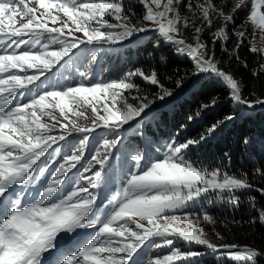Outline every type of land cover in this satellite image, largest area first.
<instances>
[{"label":"snow or ice","instance_id":"1","mask_svg":"<svg viewBox=\"0 0 264 264\" xmlns=\"http://www.w3.org/2000/svg\"><path fill=\"white\" fill-rule=\"evenodd\" d=\"M143 3L142 19L133 23L134 13L126 10L123 0H0V264H43L44 255L53 251L58 253L56 264H130L145 243L154 238H160L161 242L152 246L169 248V254L149 257L145 264H182L202 255L174 247L177 240L206 246L237 264H255L262 255L251 246L212 242L200 224L201 219L214 224L213 217L207 212L183 211L189 202L208 192H218L238 206L237 193L253 188L247 174L204 167L186 157L185 150L200 143L206 135L170 142L162 155L143 166L145 157L137 152L132 157L136 170L117 192L122 193L120 199L114 195L108 200L112 207L104 219L90 218L101 209L97 207V196L79 180L97 187L110 164L112 149L119 143V137L104 139L103 151L97 150L84 164L92 132L96 129L118 132L150 107L152 101L144 102L146 97L134 96L133 99L139 100L134 105L123 95L124 91L139 92L140 85L133 78L158 86L163 93L158 99L171 96L172 92L160 82L155 69L145 71L139 67L108 81L88 83L86 73H79L82 79L75 84L52 83L57 76L63 77L81 45L116 44L138 33L157 31L173 42L179 53L192 59L194 75L214 74L229 89L230 98L237 105L251 108L264 104V99L243 97L241 82L221 69L215 60V44L229 40L226 25L234 22L235 11L246 6V0H238L232 14L225 15L223 9L217 11L225 26L213 33L211 50L202 39L204 27L181 17L180 10L174 7L183 0H143ZM187 7L192 9V3ZM195 9L201 14L202 25L213 26L212 12L216 9L213 0L197 3ZM262 9L264 0H251L247 19L254 29L264 32ZM105 17L114 18L115 22ZM181 25L193 28L194 43L178 38ZM75 33H83V38ZM235 35L241 38L233 50L239 58L246 33ZM250 51L264 53V49L254 44L250 45ZM259 70L264 71V63ZM182 82L177 81L178 86ZM216 103L213 98L200 109ZM199 114L198 111L196 115ZM45 117L52 123L46 122ZM81 118L90 119L91 125L82 126ZM222 123L211 124L206 133L213 134ZM54 130L57 135H53ZM74 133L82 134V139L71 141ZM256 172L264 177V168H257ZM41 180L38 198L21 206L15 186ZM256 190L264 194V188ZM250 206L256 208L255 197ZM257 219L264 224V209L259 210ZM84 228L96 229L90 243L72 252L61 247L62 236L70 237ZM215 235L224 239L219 232Z\"/></svg>","mask_w":264,"mask_h":264},{"label":"trees","instance_id":"2","mask_svg":"<svg viewBox=\"0 0 264 264\" xmlns=\"http://www.w3.org/2000/svg\"><path fill=\"white\" fill-rule=\"evenodd\" d=\"M217 6L219 0H214ZM225 10L230 6L224 5ZM134 8V7H132ZM134 13L141 15L142 8ZM250 13V7L239 9L234 13V23L243 24ZM141 45L135 48H128L127 53H133L134 61L128 66L126 61L121 58L111 60L110 66H95L89 75L94 74V81L101 79H115L117 75L126 73L139 67L145 71L155 69L161 82L171 87L172 91L179 90L180 94L175 96V100L167 105L162 114L153 113L150 118L145 119L139 124L138 128L143 127L142 133L137 134L131 139V135L126 136V141L120 147L136 149L142 151V141L144 138L146 146L152 157L160 155L163 150L159 147L161 140L170 142H184L187 139H199L201 135L206 138L200 143L189 146L185 150L186 157L197 164L215 168L221 167L230 173L241 175L247 174L249 182L253 185L252 189L244 191L240 196V203L234 206V220H229L228 213L224 219L226 221L222 226L228 240L234 239L251 244L259 249H264V224L257 219L258 212L264 209V194L257 191V188H264V177L257 174V168H264V106L253 110L245 106L238 105L230 98L229 89L214 75L207 74L201 78L193 79L194 64L187 57H182L176 53L170 43L152 33ZM229 50H234L236 44L229 40L226 44ZM248 46L241 45L239 56L242 61L248 65L243 66L236 62L234 58L228 60L223 70L233 74L234 78L242 84V95L252 91L253 86H262V74L251 72L259 61L256 53H252ZM218 50H216V55ZM218 58V57H216ZM127 65V66H118ZM82 67V66H81ZM128 68V69H127ZM103 73L105 75H103ZM107 75V76H106ZM192 78L190 82H185ZM183 81L184 85L178 86L177 81ZM137 84L142 87V91L148 95L157 90L156 85L137 80ZM180 96V97H178ZM216 98L215 106L201 110L202 104H207L211 99ZM165 107V106H162ZM161 107V108H162ZM254 108V107H253ZM200 112L199 116L196 115ZM232 116L228 120L226 117ZM189 117H194L189 119ZM223 121L220 127L208 135L206 130L211 124ZM82 135L75 137L73 141L78 142ZM167 141L166 143H170ZM101 140L95 139L92 142L93 148L101 147ZM133 148H132V147ZM255 197L256 208L250 206L252 198ZM222 215V214H221ZM256 220L255 223L250 221ZM235 221V222H233ZM255 264H264V258L255 262Z\"/></svg>","mask_w":264,"mask_h":264},{"label":"rangeland","instance_id":"3","mask_svg":"<svg viewBox=\"0 0 264 264\" xmlns=\"http://www.w3.org/2000/svg\"><path fill=\"white\" fill-rule=\"evenodd\" d=\"M125 6H126V10H130L132 13L133 10L135 12H137V10L139 8H142L143 13L141 15L134 13L135 18L133 19V23L137 22L138 20L142 19V16L145 12V6L143 3V0H123ZM191 2L193 5L192 9H189L187 7V4ZM204 2V0H183V3L181 4H175L174 7L178 8L180 10V15L181 17H188L190 20H194L195 24L197 26H203L204 27V31L202 33V39L207 42V44L209 45V48L211 50L212 48V41H213V33L216 32L217 30H219L221 27L225 26V22L221 19L218 18L217 16V11L219 9H223L225 15H229L232 14V10L235 7V4L238 3V0H219L220 5L217 6L213 0V3L216 5V9L213 10L212 12V18H213V26L208 27L206 24L202 25V17L201 14L196 11L195 9V5L197 3H201ZM250 3L251 0H246V6H242L239 9H246L247 6L250 7ZM224 5H228V7L230 6L229 10H225L224 9ZM134 7V8H132ZM238 9V10H239ZM236 10V11H238ZM235 11V12H236ZM262 11H264V9H262ZM249 16V15H248ZM247 16V17H248ZM243 22V24H239L238 27L235 25V23H228L226 25V30L229 34V40H231V42L233 44H236L240 41V37H238L237 35H235V33L238 32H245L246 36L244 38V42L242 43V45L248 46L247 48L250 49V45L254 44L257 48L259 49H264V32H261L260 29L256 28L254 29L253 26L251 25V22L247 19ZM106 19H109L110 22H115L114 18H110V17H105ZM51 26V25H50ZM59 26V25H57ZM152 33H157L158 36L164 38L163 36H161V34L157 31H147V32H143V33H138L133 35L132 37L116 43V44H97V45H81L79 51L77 52L78 57L85 59L82 60L83 65L85 67H82L83 70L79 73H86V79L88 83H93V82H97V81H93L91 79H88L90 77V75L88 73L91 72L92 69L95 68V66L99 65V66H110L111 65V60H114L116 58H121V60L126 61L128 66H131V62H133L134 60L132 58H134V54L133 53H127L126 50L128 48H135L139 45L142 44V42H144L145 40H147L146 38H148V36H150ZM76 36H79L81 38H83V33H75ZM194 30L192 27H188V28H184L181 25V31L178 35V38H183L186 42L188 43H194ZM165 41H167L168 43H170L172 45V47L174 48V50L176 51V53L182 57H187L189 58V60L193 63L192 59L187 56L186 54H181L179 53L176 48L177 46L173 43L170 42L166 39H164ZM223 41V40H219L216 44H215V55H216V50H218V54L215 57V60L218 62V66L223 69L222 66L225 65V63L228 60H231V58H234V60H236V62H240L241 57L239 56V58H237L236 55H234V51L229 50V48L226 46L227 42L229 41ZM76 54V55H77ZM211 54V51L209 52V55ZM259 57V61L258 64L251 69V72H253L255 75L256 73H261L262 74V86L257 87V84H255L253 86V89L250 93L248 94H243V97L249 99V100H258V99H264V71H260L259 70V66L260 64L264 63V53L261 52H257L256 53ZM94 57V59H93ZM74 59H73V63H74ZM71 63L68 68L66 70H64V74L63 77H61V82L58 83L57 78L52 81V83H58L59 85H65V84H69L67 82L70 81V79H74V83L79 82L82 77L79 75V73H76V77L75 74L73 72V66H76L75 69L78 72V64L77 62H75V64ZM243 66L248 65L245 61L240 62ZM121 63H118V66H127V65H120ZM194 64V63H193ZM128 69V68H127ZM195 69L193 70V79L195 78H201L204 77L207 74H211V73H204V74H199V75H194ZM125 74V73H123ZM123 74L117 75L115 79L121 78ZM103 75H105L103 73ZM107 76V75H106ZM192 78H189L185 84L187 82H190L192 80ZM43 79V78H42ZM134 82L137 83V80H141V78L139 77H135L133 78ZM104 81H108L111 79H101ZM145 82V81H144ZM161 82V81H160ZM148 83V82H146ZM165 88L169 89L172 92L171 96H165L164 99H158L157 97L160 95H163V93L161 92V90L158 89L154 90L152 92H150L148 95H146L143 91H142V87H140L139 92H136L135 90L129 92V91H124L123 95L126 96L128 98V102L132 103L134 105L139 103V100L133 99L134 96H139L140 98H144L146 97L147 99L144 102H148V101H152L150 107L148 109L145 110V112L140 116L137 117L134 121L130 122L129 125H125L122 129H120L118 132H112L109 131L108 129H96L94 132H92L89 141H88V146L86 148L85 153L86 155V159L84 160V164L87 163L88 160L91 159L92 155L95 154V152L97 150L99 151H103L102 147H98V148H92V146L90 147V150H88L89 146H90V139H95V138H99L101 141H103L104 139H116L119 137V143L117 144L116 148L112 149V153L113 156L110 160V164L108 167H106V173L104 174V189H105V193L102 197H98L94 191V188L88 183V181L86 180H79V183L82 184L84 187H87L89 189V191L97 196V207L100 208V212L96 213L97 216H99V218H101V212L105 209V201H108L110 199V197H113L114 195L116 196V199H120V196L122 195V193L120 195H117V192L119 189H121L124 186V180L128 177V175L131 174L132 171L136 170V166H135V161L132 159V157L134 155H136L137 152H139L141 155H143L145 157V161L142 162L141 166H143L145 163H147L148 160H150V158H148L146 155H144L146 153V150L144 152V150L137 151L134 154H130L133 152V150L136 149H130V148H125L123 151L120 152L121 148L120 146L123 144H127L124 143L126 141V137L124 138L120 132H123L124 130L128 129V135H131V139L136 136L137 134H141L143 131V127L139 128L136 130V128H138L139 124H141L140 122H143L144 125V120L147 118H150V115H152L153 113L155 114H162L163 111L166 109L167 105H169L171 102L174 101V98L176 95L180 94L179 90L176 91H172L171 87H169L168 84L161 82ZM182 85H184V82L181 83V87ZM35 91V89H34ZM176 99V98H175ZM165 106V107H162ZM236 106H238L236 104ZM242 106V105H241ZM244 106V105H243ZM259 106H264V104H256L254 107H259ZM162 107V108H161ZM246 108H249L247 106H245ZM253 108V107H251ZM259 109V108H256ZM103 114V113H101ZM88 115L91 116V112L90 110L88 111ZM44 120L48 123H52L51 120H49V118L45 117ZM79 123L82 126H90L91 125V120H85L83 118H81L79 120ZM129 126V127H127ZM59 127V125L57 124V128ZM134 128V129H133ZM58 133L54 130L53 131V135H57ZM82 134H73L72 136H81ZM142 141V149H146V141H144L143 139H141ZM169 140H161L159 146H161L163 148V151L160 152V155H162L167 149H166V145H168V143H166ZM170 142V141H169ZM123 143V144H122ZM132 147V146H131ZM133 148V147H132ZM117 155L116 161L118 162V164L116 162H114V155ZM185 154V152H184ZM186 155V154H185ZM129 156V158H128ZM158 156V154H156V157ZM116 157V156H115ZM120 157V158H119ZM155 158V157H154ZM114 162V163H113ZM112 166H113V170H112ZM97 169L99 168V166H96ZM131 168L130 172H127V174L125 173V170H129ZM110 171V172H109ZM47 175V173H46ZM85 175H91V173H85ZM37 188H41L42 187V180L38 181L36 183H31L28 184V188L25 192V197H24V201L25 204L24 206H26L27 203L29 202H33L34 201V197H36L35 195H37V191L35 190ZM67 185H64V188L67 189ZM113 189L115 192L113 191H109L107 192V189ZM103 188V185H102ZM249 190V189H248ZM248 190H244V191H248ZM243 191V192H244ZM241 192V193H243ZM241 193H237V195H240ZM112 205H109V208L111 210ZM183 211L186 212H192V213H196V214H200L202 212H207L208 214H210L213 217L214 220V224L213 223H209L207 221H203L201 219V224L200 227L203 229L205 235L214 243L216 244H221V243H228V244H238L240 246H251L254 249H257L262 255L256 258V261L261 260V258H264V249H259L251 244H248L246 242L243 241H237L234 239L228 240L224 230L222 228V226L225 224H227L226 221H219L218 218H220L221 220L224 219L226 217V213L228 215V213L230 215L229 218L227 217V219H233L234 216V205L230 202L227 201L226 196L222 197V194L218 193V192H208L205 195H203L202 197L198 198L195 202H189L188 206L183 209ZM222 214V215H221ZM219 232L221 236L224 237L223 240H220L215 233ZM160 238H154L151 241H147L145 243V248L144 250L141 252V254H139L138 259H140L141 261L143 260H147L148 256L154 258L155 256H161V255H165V254H169V248H165V247H161V248H156L153 247V243H159ZM174 247H178L181 250H192V251H197L202 253V255L198 256V257H193L190 258L184 262H182V264H237V262H234L232 259H227L225 258L220 252H213L211 249H208L206 246L203 245H197V244H189L187 242H183L180 240H177L174 242ZM144 264V263H142Z\"/></svg>","mask_w":264,"mask_h":264},{"label":"bare ground","instance_id":"4","mask_svg":"<svg viewBox=\"0 0 264 264\" xmlns=\"http://www.w3.org/2000/svg\"><path fill=\"white\" fill-rule=\"evenodd\" d=\"M210 75V74H209Z\"/></svg>","mask_w":264,"mask_h":264}]
</instances>
